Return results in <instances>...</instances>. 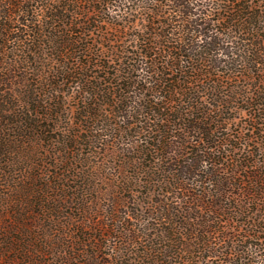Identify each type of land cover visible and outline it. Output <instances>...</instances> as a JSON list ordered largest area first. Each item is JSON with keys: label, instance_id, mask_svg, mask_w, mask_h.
Here are the masks:
<instances>
[{"label": "trees", "instance_id": "trees-1", "mask_svg": "<svg viewBox=\"0 0 264 264\" xmlns=\"http://www.w3.org/2000/svg\"><path fill=\"white\" fill-rule=\"evenodd\" d=\"M73 2L0 0V159L17 151L19 143L31 148L51 141L55 129L49 123L62 117L63 95L72 97L78 91L87 104L78 112L82 122L77 123L87 132L85 139L91 143L92 124L101 130L103 119L110 115L105 129L145 137L142 159L150 162L147 169L164 177L158 183L188 193L176 197L186 208L158 202L159 219L167 227L157 233L169 244L163 250L179 248L175 254L188 257L0 258V264H264V94L247 97L256 104L249 129L250 152L246 151L250 160L242 162L239 155L236 165L240 171L250 170L245 181L238 170L229 171V160L223 157L229 145L215 137L222 114L230 110L228 104L242 95L221 96L209 72L234 66L236 61L229 59L238 57L235 49L245 55L250 52L242 44L236 46L240 43L236 33L239 25L258 30L255 23L260 15L250 12L249 5H239L242 0H77L79 5H89L81 15L70 8ZM223 2L228 5L222 6ZM32 3L40 4L39 12ZM146 10L155 18L166 16L159 22L162 30L153 21L152 33L129 35L130 27L119 20L130 22L134 13ZM221 10L232 17L212 19ZM67 12H73L72 17ZM80 16L86 21L78 22ZM227 20L228 32L221 31L218 24ZM104 24L114 26L120 35L125 33L126 41L136 42L134 50L106 49L91 37ZM164 52L163 68L180 77L158 66V56ZM242 65L252 69L245 58ZM65 86H70V92L61 90ZM111 117L125 126L113 123ZM174 129L185 137L177 145L167 138ZM163 150L166 156H160ZM3 161L0 166L13 164ZM16 238L23 241L7 236L5 243ZM196 250L205 257L195 258Z\"/></svg>", "mask_w": 264, "mask_h": 264}, {"label": "rangeland", "instance_id": "rangeland-1", "mask_svg": "<svg viewBox=\"0 0 264 264\" xmlns=\"http://www.w3.org/2000/svg\"><path fill=\"white\" fill-rule=\"evenodd\" d=\"M32 4L33 10L39 12L40 4ZM239 5H249L252 8L250 12L260 15L255 23L258 30L239 25L240 30L236 33L240 42L236 46L242 44L250 52L245 55L244 50L235 49L238 57L229 59L236 61L234 66L210 69L209 72L217 81L221 96L233 97L234 92L242 95L228 104L230 110L222 114L215 137L220 139V144L229 145L223 149V157L229 160L226 163L229 171L238 170L241 172L240 178L248 181L250 170L240 171L236 165L239 155L243 156L242 162L248 163L250 160L247 152H250L252 131L249 129L253 125L251 114H255L256 104H252L251 99L248 102V94H264V0H242ZM70 8L81 15L89 5H79L74 0ZM216 12L212 17L214 20L221 15L232 17L226 10ZM72 13L66 14L72 17ZM77 20L86 21L81 16ZM165 20L166 16L155 18L146 10L134 13L130 22H119L123 27H130L129 35H140L153 32V21L158 31L162 30L159 22ZM218 25L221 31L228 32L231 23L227 20ZM84 26L89 28V25ZM100 30L91 37L103 43L106 49L115 47L120 50L125 46L130 51L134 50L136 42L126 41V34H118L114 26L104 24ZM166 55V52L159 54L158 66L167 74L180 77V73L163 68L166 66L161 62L167 60ZM244 58L250 62L251 70L242 65ZM116 64L119 67L120 63ZM206 83L210 85L212 81L206 80ZM69 88L65 86L61 90L70 92ZM82 98L78 91L72 97L63 95V115L49 123L55 130L51 141H46L44 147L40 144L29 148L19 143L17 151L11 150L0 159L13 163L0 166V258H166L168 255L171 258H187L186 255L180 257L175 254L179 248L163 250L169 244L157 233L167 227L166 222L159 219L158 202L186 208L187 205L176 197L188 193L173 191L158 183V179L164 177L158 178L155 171L147 169L150 162L142 159L141 144L145 137L134 131L127 134L124 131L120 135L118 131L105 129L110 123V115L103 119L106 122L100 125L104 127L101 130L96 129L97 124H92L94 137L91 143L88 138L85 139L87 132L77 125L82 122H78V112L87 105ZM111 119L113 123L125 126L119 118ZM217 125L212 124L213 128ZM96 130H99L98 133ZM174 130L167 138L177 145L185 137L181 130ZM7 138L14 139L10 136ZM206 145L203 144V148ZM159 154L166 156L167 153L163 150ZM161 165L165 166L162 162ZM194 192L197 193V189ZM174 196L175 199H172ZM7 236H19L23 241L20 243L16 238L5 243ZM198 252L196 250L195 258L205 257Z\"/></svg>", "mask_w": 264, "mask_h": 264}]
</instances>
